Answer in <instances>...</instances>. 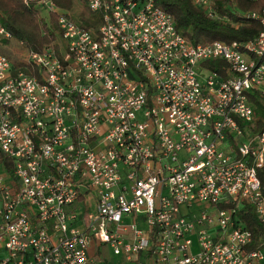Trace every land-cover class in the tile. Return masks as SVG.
<instances>
[{"label":"built area","instance_id":"1","mask_svg":"<svg viewBox=\"0 0 264 264\" xmlns=\"http://www.w3.org/2000/svg\"><path fill=\"white\" fill-rule=\"evenodd\" d=\"M81 1L103 14L98 39L41 0L62 59L0 54V264H264L238 223L250 204L264 227V130L244 132L264 12L247 42L194 45L155 0ZM213 2L194 4L216 18ZM194 201L210 208L185 214Z\"/></svg>","mask_w":264,"mask_h":264},{"label":"trees","instance_id":"2","mask_svg":"<svg viewBox=\"0 0 264 264\" xmlns=\"http://www.w3.org/2000/svg\"><path fill=\"white\" fill-rule=\"evenodd\" d=\"M41 0H0V23L19 41L28 52L52 51L62 59L66 50L62 31L58 24L57 14L51 12L47 23L42 15L45 9ZM58 11L65 9L70 12L71 20L79 27L98 39L103 14L92 12L81 0H51ZM195 0H155L156 5L171 15L178 33L192 44H208L215 41L232 43L247 42L255 38L262 30L259 22L247 19L252 12H264V0H214L213 9L216 18L194 4ZM76 16V17H75ZM61 39V41H60ZM8 41H4L6 43ZM59 45L63 47L61 51ZM216 63H207L212 68ZM38 76V70H30ZM260 99V100H258ZM249 103L254 110V120L250 126L244 127L248 137L259 135L264 130V96L253 94ZM263 186L264 179L261 175ZM264 191V188H263ZM242 223L253 233L251 249L263 247L264 227L258 221L254 207L244 204L238 212V223ZM240 223V224H241Z\"/></svg>","mask_w":264,"mask_h":264},{"label":"rangeland","instance_id":"3","mask_svg":"<svg viewBox=\"0 0 264 264\" xmlns=\"http://www.w3.org/2000/svg\"><path fill=\"white\" fill-rule=\"evenodd\" d=\"M60 12L64 13V14H67V13L70 14V12L65 10V9H61ZM50 13L51 12H49L48 10H43V12H42V15L45 17L47 23L50 22V18H51ZM60 41H61V39H60ZM3 42L4 41H2V43H0V54H4V55L8 56L10 58V60L13 63H15L16 65L23 62L24 57L27 54V51L24 49L22 44L19 41H17L16 39H12L6 43H3ZM59 49L62 51L63 47L61 45H59ZM258 100H260V99H258ZM87 200H88V204H87L88 208L91 209L92 212H96L97 200L93 197H89ZM193 204H194L193 209L192 210H186L185 214H187V213L192 214V215L198 214L203 209H209L210 208V205L208 203H202L199 201H194ZM51 234H52V232H51ZM192 240L194 241L193 251L197 252V250H198V248H197V237L192 236Z\"/></svg>","mask_w":264,"mask_h":264}]
</instances>
